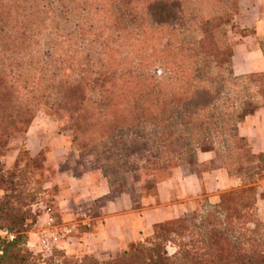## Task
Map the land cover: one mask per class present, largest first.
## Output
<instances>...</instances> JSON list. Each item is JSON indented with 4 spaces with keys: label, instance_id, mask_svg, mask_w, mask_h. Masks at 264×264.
Listing matches in <instances>:
<instances>
[{
    "label": "trees",
    "instance_id": "obj_1",
    "mask_svg": "<svg viewBox=\"0 0 264 264\" xmlns=\"http://www.w3.org/2000/svg\"><path fill=\"white\" fill-rule=\"evenodd\" d=\"M25 1L0 0V43L12 55L18 50L20 60L30 58L10 74L0 68V139L22 132L54 98L79 151L113 145L100 153L108 183L107 169L121 172L125 188V175L140 169L129 164L132 139L146 148V177L163 180L182 163L198 165V151H214L219 167L242 186L264 175V154L238 134L247 116L264 111V73L232 71L228 28L236 24L237 0H29L42 3L48 19L31 14ZM62 22L71 24L77 50L47 71L40 59L48 54L40 58L37 47L49 26L60 29ZM52 37L58 45L59 36ZM85 49L97 51L82 57ZM257 196L253 187L224 193L192 216L157 224L116 258L87 254L67 264H264ZM1 210L0 228L15 239L2 245L0 264H29L25 215ZM64 254L56 249L52 256Z\"/></svg>",
    "mask_w": 264,
    "mask_h": 264
},
{
    "label": "crops",
    "instance_id": "obj_2",
    "mask_svg": "<svg viewBox=\"0 0 264 264\" xmlns=\"http://www.w3.org/2000/svg\"><path fill=\"white\" fill-rule=\"evenodd\" d=\"M244 1L247 4H242L236 25L254 28V34L243 36L233 47L232 71L235 75L264 73V53L259 44L264 42V0ZM238 134L247 140L253 153L264 154V111L247 116L238 126ZM31 154L35 155L36 150ZM197 157L200 165H211L215 153L198 151ZM57 178L56 201L53 208H47L50 211H44V217L47 224L58 223L63 230L56 241L58 248L81 250L98 259L115 257L140 238L151 235L157 224L196 211L201 198L213 205L221 193L240 185L239 178L229 176L219 166L201 172L175 169L170 178L155 184L153 194L144 192L142 177L118 191L97 171L60 173ZM54 180L50 184H56ZM258 190L263 192L264 186ZM257 207L263 217L264 205L259 202ZM80 225L83 231L78 229Z\"/></svg>",
    "mask_w": 264,
    "mask_h": 264
},
{
    "label": "rangeland",
    "instance_id": "obj_3",
    "mask_svg": "<svg viewBox=\"0 0 264 264\" xmlns=\"http://www.w3.org/2000/svg\"><path fill=\"white\" fill-rule=\"evenodd\" d=\"M28 1L29 0L24 2V6L31 8V14L35 15V13L40 12L39 15H43V18L48 19L49 13L44 12L46 11L45 9L42 11L44 7L42 3L37 5L34 4L33 1H29V3ZM246 2L247 1L244 0H237L238 8L236 16L234 17L235 23L237 15L240 14L242 4H247ZM46 21L49 23V20ZM55 25H53L52 28L49 26L40 40V46L37 47L39 57H42L43 54H48L46 55L47 59L43 57L40 59V62L43 63L44 69L47 71H53V67L55 66L54 62L56 59L59 60L61 55H63L62 59L65 61L66 58L68 59V57H70L69 55H72L74 51L77 50V48L71 44L73 40L68 36L71 24H68V26L67 24H64L63 26L62 22L60 24V29L56 30L54 29ZM51 33L53 35L55 34V38L56 36H59L60 42L58 45L55 44L54 46ZM253 34L254 28L245 29L244 31L236 24H232L228 28V36L232 43V48L242 40L241 38L243 36H252ZM54 49L57 50L54 51ZM96 51L97 49H85L81 55L82 57L87 56L89 58L94 56ZM12 54V48L8 49L7 46L3 47L0 43V68L7 69V72H5L7 74H10V71L15 72V67L20 61L24 64L27 63L26 61H30V58H25L23 61L20 60L21 55L18 50L15 55ZM50 104V106H41L30 124L23 129L22 132H10L6 138L0 139V203L2 204L6 202L9 196L21 195L19 198L15 199V202L12 201V199H9V202L12 205H0V213L2 214L1 208L5 206L13 208L16 215H25V224L29 226V229L22 234L26 235L27 238L24 249L27 253L32 255L29 264H67L71 257L82 258L87 255L81 250L75 252H70L68 250L65 251L58 248V243L54 241L50 244L49 249L40 245L38 239L40 235L50 234V231L55 232L57 241V238L61 237L63 234V230L58 223H52L51 225L47 224L46 217H44V211L48 207L51 209V207L53 208L54 206L52 204L56 201L55 197L57 196L59 188L57 176H60V173H64V175H69L71 173L79 175L81 172L97 171L103 176L100 167H103L102 164L106 165L107 163L103 161L102 154L100 153L108 149L112 151L113 149V145H104L103 143H100L97 145L90 144L87 146V150L79 151L76 143L73 142L71 124L66 113L57 108L56 100L54 98H52ZM130 141H132V143L128 144H131L134 156L129 164L137 165L140 169L127 173L125 175V181L127 180V183H130V181H135L142 177L145 181L142 185L144 192L146 194H153L155 184L162 179L146 177V171L142 168L146 165L145 159L147 156V152H145L146 148L143 145L144 143L139 139H132ZM61 146H63L62 149L59 148ZM34 150H36V154L32 155L31 153ZM89 152L91 153L89 154ZM219 165L220 162L217 160L216 155L215 160L211 165L202 166L198 164L189 166L182 163L176 168L170 171L168 170V173L163 180L170 178L173 171L180 167L201 172L215 168ZM107 171L110 178L108 184L113 187L114 191L120 189L124 190L126 182L124 183V180H122L121 172L117 171L116 167L107 169ZM52 179H55L54 181H56V184H50ZM263 186L264 175H259L256 177L253 184L242 186L240 183L238 187L225 191L220 195L238 191L242 188L253 187L259 195L257 196L256 205L259 202L261 205H264V190L261 193L258 190L259 187ZM199 204V208L196 211L189 212L185 214V216H192L193 213L199 212L200 206L202 205H212L207 202L205 197L200 199ZM258 207L256 219L259 223L264 225V214L262 217L261 212L258 211ZM249 227L251 228V226ZM78 229L83 231V226L80 225V228ZM143 238L144 237L140 239ZM56 249L63 250L66 253L64 254V257L62 255L52 256L53 251ZM168 249L171 253L175 251L173 245H169ZM120 253L115 257L97 259L99 261H107L111 258L118 257Z\"/></svg>",
    "mask_w": 264,
    "mask_h": 264
},
{
    "label": "built area",
    "instance_id": "obj_4",
    "mask_svg": "<svg viewBox=\"0 0 264 264\" xmlns=\"http://www.w3.org/2000/svg\"><path fill=\"white\" fill-rule=\"evenodd\" d=\"M50 211V209H47ZM15 239V235L11 232H9L7 229L0 228V255H2V245L4 243L12 242ZM39 243L42 247L49 249L50 244L56 242V237L50 233V234H45V235H40L39 236Z\"/></svg>",
    "mask_w": 264,
    "mask_h": 264
}]
</instances>
